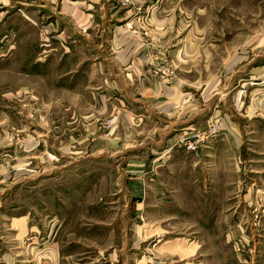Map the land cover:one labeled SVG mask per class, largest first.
<instances>
[{
    "label": "rangeland",
    "instance_id": "1",
    "mask_svg": "<svg viewBox=\"0 0 264 264\" xmlns=\"http://www.w3.org/2000/svg\"><path fill=\"white\" fill-rule=\"evenodd\" d=\"M256 111L264 0H0V264H264Z\"/></svg>",
    "mask_w": 264,
    "mask_h": 264
},
{
    "label": "crops",
    "instance_id": "2",
    "mask_svg": "<svg viewBox=\"0 0 264 264\" xmlns=\"http://www.w3.org/2000/svg\"><path fill=\"white\" fill-rule=\"evenodd\" d=\"M23 67H25V66H23ZM22 71H24V72H29V70H28V68H20ZM39 70V69H38ZM261 83L262 82H254V79L251 77V80L249 81V84L250 85H252V84H257L258 86L257 87H260L261 86ZM257 87H251L250 89L251 90H253V88H257ZM257 112V111H256ZM264 113L263 112H261V111H259V112H257L256 113V115H255V117L257 118L258 116L257 115H259L260 117H262V115H263ZM187 121H189V119L187 118L186 120H182L181 122H180V124H184V123H186ZM257 121V120H256ZM190 122V121H189ZM189 122H187V123H189ZM256 124H257V126H256V128H259L260 129V127L262 128V126L264 125V123L262 122V121H257L256 122ZM182 126V125H181ZM223 127V126H222ZM226 132H228V130H225L222 134H224V133H226ZM221 133V132H220ZM219 133V134H220ZM218 134V135H219ZM217 137V138H216ZM216 137H214L211 141H210V144L212 143V145H213V147H214V149H213V154H210V158H211V161L213 162V164L215 163V161L217 160V161H222V160H224V159H226V158H228L227 156H231V155H228V154H222V155H218V153H219V151H220V147H219V145L217 144V139H218V136H216ZM227 139V142H228V139H229V141H230V138H226ZM225 139L224 138H220L219 140H218V142H221V141H224ZM172 156V155H171ZM171 156H169V158L171 157ZM211 170H213V167L211 168ZM128 172H131V171H128ZM225 172V171H224ZM135 173H137L138 175H135L136 177H132L133 178V180L132 181H128L127 182V184H129V185H126L125 187H127V189L124 187V190L126 189L128 192H126V193H130V199H131V202H132V207H133V209L134 210H138V209H143V208H145L144 207V205H145V199H144V194H145V192H146V187H144V188H142V186H141V181H143V179H141V177H140V174H142V168H138L136 171H135ZM214 173H215V175L213 176L214 178H219V177H221V176H217V172H216V170L214 169ZM131 174V173H130ZM222 175H224V173L222 174ZM136 179V180H135ZM160 183H163V184H165L166 182L165 181H160ZM222 188H224V185L222 186ZM157 191H160V189H162V187H157ZM213 190H215V189H213ZM150 192V191H149ZM155 199H156V197H155ZM150 201V200H149ZM140 210V211H141ZM54 252H56L55 251V249L53 250ZM57 254H58V252L56 253V256H57ZM113 254V255H112ZM118 254H121L120 253V251H118ZM63 256V255H62ZM120 256V255H119ZM115 259H116V253L115 252H110V253H108V257H107V264H117L116 262H115ZM53 263L54 264H58L59 263V257L58 258H55V259H53ZM92 264H95L94 263V261H92Z\"/></svg>",
    "mask_w": 264,
    "mask_h": 264
}]
</instances>
